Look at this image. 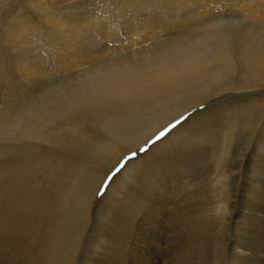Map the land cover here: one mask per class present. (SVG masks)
I'll use <instances>...</instances> for the list:
<instances>
[{
    "label": "bare ground",
    "instance_id": "6f19581e",
    "mask_svg": "<svg viewBox=\"0 0 264 264\" xmlns=\"http://www.w3.org/2000/svg\"><path fill=\"white\" fill-rule=\"evenodd\" d=\"M109 1L108 9L88 18L85 27L69 20L67 36L57 29L61 22L54 25L60 42L42 46L39 60L24 62L18 53L17 61L23 59L20 69L16 66L18 76H9L4 85L7 116L0 113V137L8 142L1 149L6 155L0 169V264H76L73 247L84 230L105 246L92 255L85 251L80 264H118L107 259L124 257L126 248H131L126 264H148L150 245L137 246L135 240L127 245L134 238L132 230L114 237L122 228L118 224L132 215L122 212V206L132 209L141 192L137 198L134 193L131 203L124 202L128 206L121 204L129 197L123 181H131L134 192L141 190L136 187L140 184L144 190L142 185L164 188L173 180L196 187L197 179L186 171L195 169L199 153L202 159H219L229 154L235 135L230 130V75L236 77L237 92L262 90L250 82L264 81V41L255 43L258 23L264 25V0ZM23 6L19 3L16 10ZM140 6L144 8L135 13L127 11ZM240 16L251 18V24ZM37 34L40 39L39 32L33 36L37 39ZM260 102L256 98L247 106L255 109ZM187 111L190 116L180 121ZM170 122L178 126L167 131ZM158 132L164 133L159 140ZM151 138L149 149L141 151ZM131 152L136 157L98 199V186L115 166L98 177L96 164L116 160V165ZM143 196L148 207L139 219L149 223L164 199ZM227 202L220 197L217 210H227ZM95 204L96 212L106 210V219L82 226ZM120 210L126 216L115 215ZM146 240L141 234V241Z\"/></svg>",
    "mask_w": 264,
    "mask_h": 264
},
{
    "label": "rangeland",
    "instance_id": "374dc122",
    "mask_svg": "<svg viewBox=\"0 0 264 264\" xmlns=\"http://www.w3.org/2000/svg\"><path fill=\"white\" fill-rule=\"evenodd\" d=\"M17 3L24 5V10L17 11ZM29 3L30 2L26 0H11V2H9V0H0V70L2 69L0 71L2 72L0 73L2 75L0 77V113L4 116H7L5 110L7 102L3 89L5 88L4 85L7 83L9 76L10 78L18 76L17 73L19 72L17 71L20 70H16L18 69L16 66L18 67L19 64L23 62V59L24 62L27 60L30 62L39 60L38 57L41 54L40 50L42 49V46L46 43L55 44L60 42L59 34L61 33H59V31L63 32L61 36H67V33H69L68 31L71 29V25L79 26L81 24L80 26L85 27L88 18L102 9H108L110 1L36 0V2H32V4ZM143 8L144 6H140L134 9H128L127 11L135 13L137 10H141ZM158 9H160V7ZM238 18H242L241 21L244 24H251V18L249 17L240 16ZM55 19H57V22L54 23L53 21ZM65 19L66 21H64V23L66 25H63V30L61 31L62 23ZM58 22H61V26L58 25ZM70 22L76 23L71 24ZM69 24L71 25L69 26ZM260 24L261 23H258V36L255 39V43H261L264 41V25L261 26ZM54 25L60 27L57 28ZM22 27L25 28L23 29ZM56 28L60 30L57 32ZM64 28H68L69 30L67 29L65 32L66 29ZM36 32L41 34L40 39L38 38V36H40L38 34L36 36L37 39L33 36V33L36 34ZM30 34L31 36H29ZM27 37H31V40ZM24 39L26 40L24 41ZM13 40L16 42V46H14L15 42ZM30 41H32L31 44H29ZM24 42H27V44ZM18 45L20 48H16ZM21 49H23L22 51L26 50L27 52H20ZM18 53L19 55H22L21 57H23V59L20 58L22 62L20 60L17 61V59H19ZM13 60H15L16 65ZM235 81L236 77L230 75V130L234 131L235 135L230 138V145L228 146L229 154L219 159H202L200 157L201 153H199V161L197 162L195 169H193L194 166H192L191 171H189L190 169L188 168L189 172L186 171V175L192 176L193 174L195 179H197L195 181L197 183L196 187L190 186L189 184L188 186L187 184L177 183V181L175 182V180H173L172 182L170 181L172 184L170 182V184L168 182L167 185L165 184V189L156 186V184H152V186H148L153 188L154 185L155 189L151 188L150 190L148 186V189H146V185H142L147 192L141 188L140 183H138V185L140 184L139 186H136V183L135 186L141 190L134 192V188L130 185L131 181H123L127 186L128 196L131 200L128 201L130 198L127 197L121 202V204L126 201L128 204L129 202L131 203L133 195H135L134 193H137V198V195L140 191L141 192L139 194L140 198L136 200L138 205L136 204L133 206L134 209L132 208L134 211L131 209L132 206L128 209L126 205H123V211L120 210L119 212H116L117 214L115 213L117 216H124V214L126 216V212L127 214L131 212L132 215L128 214L126 217L127 219L125 218V221L127 220L129 224L125 223V221L124 223L126 225L124 223L118 224V227L122 228L115 231L114 237H121L122 231H126L125 229L127 228L128 232L132 230L131 232H133L134 238H130L127 245L130 247V245L133 244V240H135L134 243H136L137 246L140 244L150 245L151 260L148 264H264V81L250 82V84H257L258 88L262 89L258 93L242 92L246 90L237 92L233 89L237 87V84L234 83ZM251 89L253 88H250V90ZM256 98L261 99L260 104L255 109H249L247 104ZM206 104L207 103L202 106L205 107L210 105L209 102L207 105ZM187 112L183 115L185 117L179 119L180 121L190 116L191 112ZM248 116L250 117L249 121L247 124H244L243 118ZM179 120H176V122L178 121V123H180ZM221 121L222 120L218 118L216 120V124H221ZM171 123L172 122L168 123L169 125L166 124V126L168 125L167 127L165 126L166 128L164 127L167 131L178 126V123L177 125H170ZM89 124L91 126L94 125L92 122H89ZM236 125L239 126L238 129L235 128ZM102 132L106 131L103 130ZM158 133L156 135L160 136V132ZM154 138H151L148 142H146L148 143V146L142 148L141 151L145 150L144 152H146L152 145L154 141L152 139ZM0 139H3V137H0ZM0 141V144L3 141L5 142L2 144L4 146L0 145V147H2L0 148V169L2 170L4 162L3 158H5L6 151L1 153V149L6 150L5 144L8 141L5 139ZM120 147L125 149L122 144H120ZM2 155H4V157ZM135 157L136 154L131 152L127 154L124 159H121L116 165V160H114L111 164L108 162L96 164V167L100 169L98 177H100L102 172L109 166H115L109 171L101 185L98 186L96 194L98 199L102 197L111 180L114 177L121 175L122 172L120 174H118V172L124 167V165L130 159H134ZM2 160L3 162L1 163ZM224 166L225 168H223ZM218 167L220 168L219 170ZM227 167L228 172L226 170L224 174L222 170ZM117 169L120 170L117 171ZM220 170L222 174H220ZM192 171L195 172L192 173ZM195 174H197V176ZM220 175L229 177L226 179L227 177H221ZM191 178H193V176ZM221 178L222 180L219 182V179ZM121 182L122 180L118 181V186ZM173 183L174 186H172ZM225 185L226 188L221 190V187H225ZM167 186H169L168 189H166ZM194 187L195 190H193ZM159 189H163L164 191H169V189L171 190L165 193L164 191H159ZM149 190V193L152 192L151 194L154 195L149 194ZM160 193L162 195H160ZM219 193H222V196ZM145 194L148 197V199L145 197L147 200H150L149 195L151 198L158 201H160V198L164 199L159 202L160 204L163 203L162 206L164 207L159 206L160 204L157 203V206L160 208H156L154 211L156 214L151 215L154 219L149 220L150 224L145 222V219L143 221L139 219L143 216V213L141 212L145 211L144 206L148 207V201L146 202L143 196ZM142 196L143 198H141ZM220 197H224V200L226 199V202L228 201L226 203L228 204V208L227 210L223 208L224 212L223 209H221L222 212L218 211L220 209L218 206ZM139 200L141 201L138 203ZM141 202H144L145 204H142ZM166 205L169 207L167 208ZM93 206L91 214L86 215L82 226H89L94 220L104 221L106 219L107 215H104L106 210L104 209L105 211L96 212L95 208L97 205L95 204ZM165 207L167 211L163 210ZM124 210L126 212L122 214ZM157 210L160 211L158 212ZM161 211L163 214H161ZM141 234L146 236V241H150L151 244L141 241ZM92 235V232L88 230L81 232V242L73 247V252H76V264H80L82 262L85 251H90L89 255H92L91 253L93 249L105 246V243L93 241V238H91ZM125 239L126 238H124V240ZM122 244L123 242L120 239L118 247ZM110 246L114 247L112 244H110ZM128 249L130 250L131 248H126L124 255H122L124 257L117 259V257L113 258L112 256H109L107 261L114 263L118 262V264H126L128 262L127 255L131 253ZM93 255L98 254L95 252Z\"/></svg>",
    "mask_w": 264,
    "mask_h": 264
},
{
    "label": "snow or ice",
    "instance_id": "6c2138e0",
    "mask_svg": "<svg viewBox=\"0 0 264 264\" xmlns=\"http://www.w3.org/2000/svg\"><path fill=\"white\" fill-rule=\"evenodd\" d=\"M164 135V133H161L160 136L157 137V140H159L162 136ZM120 169H117V171H119Z\"/></svg>",
    "mask_w": 264,
    "mask_h": 264
}]
</instances>
